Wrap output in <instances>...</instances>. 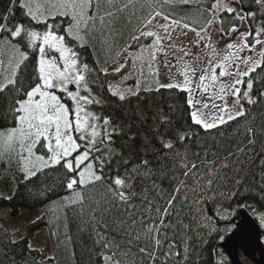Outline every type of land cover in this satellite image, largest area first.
Masks as SVG:
<instances>
[{"label":"trees","instance_id":"1","mask_svg":"<svg viewBox=\"0 0 264 264\" xmlns=\"http://www.w3.org/2000/svg\"><path fill=\"white\" fill-rule=\"evenodd\" d=\"M213 2L113 0L109 4L104 0L101 14L113 11L114 17H106L103 25L99 19L95 25L90 23L82 32L83 46L66 37L81 62L91 70L87 77L89 87L100 103L88 105V110L100 117V125L108 117L110 129H115L110 142L98 144L101 152L92 153V157L104 154L105 179L84 186L77 183L69 189L67 183L74 174L53 165L21 180L10 197L0 196V212L8 209L16 216L19 211H41L26 229L29 233L46 229L52 253L44 259L39 250L30 248L26 236L11 240L6 220L0 217V264H104L105 257L115 264H232L222 245L234 231L226 224L237 226L238 217L225 221L217 210L248 205L243 209L264 216V60L260 58V66L243 78L242 91L247 90L249 80L253 84L249 92L252 103L247 98L240 100L244 114L213 128L205 129L192 122L188 94L177 88L146 90L143 83L136 93L125 91L123 100L113 95L117 85L120 89L136 80L149 81V64L153 62L150 55L140 63L136 61L135 66L133 57L138 47L151 38L137 41L132 37L138 36L150 13L162 11L199 31L212 19L208 9ZM238 2L242 13H255L246 18L248 32L255 34L264 29V8L255 0ZM13 3L15 11L9 13ZM125 4L127 8L117 11ZM23 11L19 0H0V23L6 15L9 26L21 20L27 22ZM220 19L223 33L228 34L232 25H239L238 18L227 11L220 13ZM9 35L0 33V40ZM260 39H264V33ZM248 42L252 44L253 37ZM6 49H0V82L11 77L16 62ZM21 50L29 51L26 44ZM126 53L123 64L127 66L114 72L113 67ZM36 64L37 54L29 52L16 76V89L22 91L9 86L0 92V129L16 125L17 113L12 109L15 101L25 99V93L34 86ZM129 74L132 79L126 80L125 75ZM56 94L72 106L65 93ZM76 139L84 144L78 135ZM165 143L172 147H164ZM37 151L44 153L40 148ZM145 160L147 165L143 164ZM95 163L96 174L100 175L99 159ZM118 175L130 185L123 189L128 194L125 203L109 190V186L117 189L114 179ZM208 180H212L211 185ZM237 192L232 198L231 194ZM173 197L170 206L168 201ZM153 225L158 226V232L149 231ZM142 248L147 251L141 252Z\"/></svg>","mask_w":264,"mask_h":264},{"label":"snow or ice","instance_id":"2","mask_svg":"<svg viewBox=\"0 0 264 264\" xmlns=\"http://www.w3.org/2000/svg\"><path fill=\"white\" fill-rule=\"evenodd\" d=\"M166 2H171V0H166ZM178 2L190 4L194 0H178ZM255 2L264 8V0H255ZM103 3L104 0H45L44 4L34 8L32 0H19V7L24 10L23 16L27 22L21 20L17 21L14 26H9L7 23L9 17L6 15L3 18L4 22L0 23V33L8 32L10 34L0 40V47L7 48L16 57L11 77L6 76L4 81L0 82V92H4L9 86L16 89V76L20 65L28 59L29 52L37 54L36 82L25 93V99H17L15 101L16 106L12 110L17 113L15 118L18 127L9 130L8 140L11 141L15 134L19 132L21 137H25L29 141L26 147L29 156L35 155L34 149L41 143V140L46 141L47 149L51 155L48 157L36 155V160L41 161L43 166L60 165L68 173H73L74 175L67 183L69 189H72L73 185L77 183L84 186L85 184L105 179L102 174L103 165L106 162L104 154L102 153L100 157H92V153L94 151L101 152L98 144H103L105 140L110 142L111 136L115 132V129H110V119L108 117H105L103 125H100L98 123L100 117L88 110V105L100 103L93 96L89 87L87 77L91 70L86 63L81 62L79 53L66 40V37H69L72 40L80 42L81 46H83L82 32L89 27L90 23L95 25L97 19H99L103 25L106 22V17H114L115 13L113 11H103V14H101ZM108 3L112 4L113 0H108ZM129 3H131V0H129ZM127 7L128 4H125L117 11ZM8 11L9 13L15 11V3H13V6ZM208 11L210 15L214 13V19L219 20L221 25H223V20L220 19L222 11H227L229 14L236 13V18L240 20L255 16L254 12H247L241 15L236 8L229 7L225 0H214L212 7ZM240 11L242 12V9ZM156 16H162L166 21L165 24L159 25L164 30L163 36L152 30L146 32L140 30L139 36L132 37L133 40L137 41L141 37H153L151 45H141V52L146 49L150 50L149 55L151 60H155L156 51L162 50V41L165 39L171 40L172 32L176 31L177 28L182 27L195 30L189 24H185L181 20L172 19L170 15L159 10H154L150 13L142 22V27H147L151 24ZM58 17L60 18L59 20L57 19ZM211 23L212 20L207 21V24ZM207 24L197 32L198 36H200V32L206 31ZM37 25L42 26V28L36 27ZM221 31H223V27ZM228 31L235 32L238 31V28L236 25H232ZM262 33H264V29H258L255 34L251 31L240 33L241 42L235 45L231 43L227 45L233 51L229 53V56L225 57L223 62L213 64L212 60H209L207 65L201 66L199 69H191L185 64V69L191 71L193 76L196 71L202 73L198 78L200 84L196 85V87H199L202 91H206L207 86L205 81L211 79L215 82L218 78L216 69L219 67V76L227 74L237 77L232 84L220 88L221 98L224 95H232L236 97V104H240L242 97L247 98L248 102L252 103V98L249 96V92L253 87L251 80L247 82V90L242 91L236 85L243 84L242 78L249 76L256 67H259L260 61H252L251 57L241 58L239 53L245 49L253 51L257 44L264 43V40L260 39ZM249 37H253L254 42L252 44L248 42ZM200 38L203 39L204 37L200 36ZM22 44H26L29 51H22ZM174 46L170 45V47ZM208 46L207 44L205 45V47ZM180 50L184 51V49ZM184 54L188 55V52L184 51ZM259 55L264 60V49H261ZM233 61L242 62L246 66L251 61V66L248 67V71L241 72L239 70V63H236V72H227L226 67H231ZM126 66V64H120L113 71L120 72ZM133 66H135V57H133ZM149 68H151V64H149ZM104 72L107 74L106 69ZM182 74L185 75L183 83H170L162 85V87L180 88L183 91L191 93L195 80H190L186 72ZM70 85H75V90H72ZM16 90L22 91V89ZM81 90L88 92V95H80ZM57 92L65 93L71 99L72 106L69 107L62 102V98L56 94ZM113 95H119L121 100L125 98L123 92L114 91ZM188 103L193 108V111L190 113L192 122L205 129L216 127L217 121L221 123L226 122L225 117L231 120L236 116L244 114L242 107L240 111L233 114L228 110L227 104L223 107L213 104L212 107L217 108L220 114H213L209 120L203 111V109L209 108L208 103H203L202 107H197L196 105H200L201 101L194 100L191 95L189 96ZM24 125H27L26 136ZM76 135H78L80 141H84L83 150H81V145L75 138ZM97 137H100V139L98 140ZM181 139H184V137L182 136ZM21 144L23 146V140ZM164 147L171 148L172 145L171 143H165ZM108 156L110 158V152ZM97 159H99V166L101 167L100 175L96 174L97 165L95 161ZM143 164L147 165L148 161H143ZM193 168H195V165H193ZM29 175H35V173H29L25 176V179H28ZM185 175L187 176L188 173L185 172ZM114 184L117 186V189H112L109 186V190L119 198L121 203L127 202L128 194L123 189L130 186L128 182L118 175L114 179ZM208 184L211 185L212 180H208ZM238 194V192L233 193L231 196L234 198ZM174 199L173 197L168 201L170 206ZM245 207H248V205L237 204L236 209L231 210L228 208L218 209L217 215L222 220L231 221L236 215L237 210ZM167 213L168 209L165 208L164 215H167ZM260 225L264 227V216H260ZM236 227L232 223L226 224V228L230 231ZM153 229L158 232V226L153 225L149 231ZM221 239L223 240L224 237L222 236ZM158 244L159 240H157ZM140 251L146 252L147 250L142 248ZM105 259L110 258L105 257Z\"/></svg>","mask_w":264,"mask_h":264},{"label":"rangeland","instance_id":"3","mask_svg":"<svg viewBox=\"0 0 264 264\" xmlns=\"http://www.w3.org/2000/svg\"><path fill=\"white\" fill-rule=\"evenodd\" d=\"M177 3L178 0H171ZM229 7L236 8L241 15L240 4L238 0H225ZM34 8L38 5L45 3V0H32ZM236 16V13H233ZM212 23L208 24L205 32H200V36L197 35L196 30H190L188 28H177L176 31L172 32L171 40H163L161 44L162 50L156 51L155 60L151 64V71L149 81L139 82L136 80L135 83L130 84L127 88H120L117 85L115 91L119 92H130L136 93L141 90V85L145 86L146 90H155L170 83H183L185 75L187 73L190 80H195V85H192V92L188 94V98L191 95L194 100L201 101L197 107H202L203 103H208L209 108L203 109L206 117L210 120L213 114L219 115L217 108H213L212 105H218L223 107L225 104L228 106V110L233 114L241 110V105L236 104V97L232 95H224L221 98L220 88L233 83L237 77L235 75H224L219 76L220 68L217 67L216 74L217 80L213 82L211 79L205 81L207 86L206 91H202L196 85L200 84L199 76L202 74L200 71H196L195 75L191 71H187L184 67L185 64L191 69H199L201 66L207 65L209 60H212L213 64L223 62L225 57L229 56V53L233 51L227 47L228 44H239L241 42L240 33L248 32V27L245 20H239L237 26L238 31L229 32L225 34L221 31L220 22L214 19V13L212 16ZM166 21L162 16H156L152 23L147 27H143V31L152 30L154 32L164 35V30L159 25L165 24ZM140 33L138 34V36ZM151 40L147 44L151 45L153 37H149ZM264 40V39H263ZM209 45L205 47V45ZM170 45H175L170 47ZM3 48V47H2ZM1 49V47H0ZM188 52V55L184 54V51ZM264 49V43L257 44L253 51L245 49L239 53L241 58L251 57L252 61H260V51ZM7 50V49H6ZM215 50V51H214ZM2 50H0V66L2 64ZM148 49L141 52V45L138 47L137 54L134 55L135 62L139 60L140 63L143 57L148 56ZM8 55L13 58V53L7 50ZM123 54L119 63L114 68L124 63L125 57L128 56ZM182 58V59H181ZM236 63H239V70L241 72L248 71L249 65L246 66L242 62L233 61L231 67H226L227 72H236ZM112 69V70H113ZM3 70L0 68V73ZM133 73V70H132ZM245 77V76H244ZM243 77V78H244ZM242 78V79H243ZM126 80H131L132 75H125ZM241 88L242 84L236 85ZM72 90H75V85H70ZM180 89V88H177ZM181 90V89H180ZM80 95L87 96L88 92L81 90ZM193 108L191 107V112ZM237 117V116H236ZM225 120L228 119L225 117ZM99 123V122H98ZM221 122L217 121V125ZM15 126L6 129H0V196L10 197L17 185L21 180L25 179V176L29 173H36L39 170L49 167L43 166L41 161L36 160V155L48 157L51 153L47 149V142L41 140V143L34 149L35 155L29 156L26 151L27 144L29 141L25 137H21L20 133L17 132L11 141L8 140V132L11 129H16ZM204 128V127H203ZM25 136L27 135V125H24ZM76 138V137H75ZM98 138V137H97ZM23 140V146L21 141ZM79 143V142H78ZM81 146H83L81 144ZM37 148H40L44 153L38 152ZM53 166V165H51ZM32 175H29V177ZM0 217L4 218L7 223L8 231L10 232L11 240H16L20 237L26 236L29 239L30 248L37 249L42 253L44 259L50 258L52 253L50 249L48 234L46 229H41L34 233H29L26 229V225L41 215L39 209L19 211L16 216H12L8 209H4L0 212ZM238 217L237 227L234 229L230 237L227 239L225 244L222 245L226 256L231 259L232 264H242L239 258V253H242L246 258L252 261L254 264H264V227L260 225V214H253L248 212L246 209L241 208L236 215ZM104 264H115L107 259Z\"/></svg>","mask_w":264,"mask_h":264},{"label":"water","instance_id":"4","mask_svg":"<svg viewBox=\"0 0 264 264\" xmlns=\"http://www.w3.org/2000/svg\"><path fill=\"white\" fill-rule=\"evenodd\" d=\"M240 260L242 264H254L252 261H250L248 258L243 256L242 254H239Z\"/></svg>","mask_w":264,"mask_h":264}]
</instances>
